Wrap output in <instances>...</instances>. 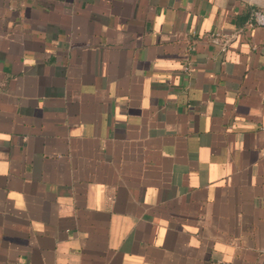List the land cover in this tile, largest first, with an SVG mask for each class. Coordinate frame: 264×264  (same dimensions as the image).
<instances>
[{"label":"crops","instance_id":"crops-1","mask_svg":"<svg viewBox=\"0 0 264 264\" xmlns=\"http://www.w3.org/2000/svg\"><path fill=\"white\" fill-rule=\"evenodd\" d=\"M264 0H0V264H264Z\"/></svg>","mask_w":264,"mask_h":264},{"label":"built area","instance_id":"built-area-1","mask_svg":"<svg viewBox=\"0 0 264 264\" xmlns=\"http://www.w3.org/2000/svg\"><path fill=\"white\" fill-rule=\"evenodd\" d=\"M249 27H264V11L260 9H256L251 14L250 19L248 20Z\"/></svg>","mask_w":264,"mask_h":264}]
</instances>
